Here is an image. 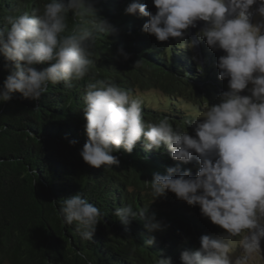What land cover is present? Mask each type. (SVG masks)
<instances>
[{
	"label": "clouds",
	"instance_id": "clouds-1",
	"mask_svg": "<svg viewBox=\"0 0 264 264\" xmlns=\"http://www.w3.org/2000/svg\"><path fill=\"white\" fill-rule=\"evenodd\" d=\"M148 5L131 0L125 15L146 17L142 32L164 43L174 40L192 50L200 42L213 52L222 51L215 67L218 79L227 80V90L197 118L187 122L193 129L177 131L167 117L145 123L142 101L115 82L87 83L82 118L86 142L79 151L91 168L119 166L113 153H131L142 141L146 151L162 146L179 164L195 162L198 170L169 167L153 173V201L171 192L189 206H198L203 218L222 230L202 235L199 248L182 251L181 264H249L264 257V0H152ZM71 14L75 27L67 32ZM7 28H0V55L9 74L0 85V103L14 93L38 102L48 85L84 79L94 66L93 45L100 35L114 36L117 29L99 18L90 0H48L42 11L7 15ZM194 38L186 41L189 29ZM124 60L129 54L118 49ZM37 65H44L37 69ZM202 73V69L199 68ZM38 107V106H37ZM78 143L73 139L70 146ZM149 208V207H148ZM148 208L116 207L113 215L127 226L143 221L149 234L145 246L155 243L154 233L165 229ZM58 213L85 241H91L105 214L78 192L60 200ZM237 249L240 250L236 255ZM83 257V253H80ZM156 264H173L170 257H157Z\"/></svg>",
	"mask_w": 264,
	"mask_h": 264
},
{
	"label": "trees",
	"instance_id": "trees-1",
	"mask_svg": "<svg viewBox=\"0 0 264 264\" xmlns=\"http://www.w3.org/2000/svg\"><path fill=\"white\" fill-rule=\"evenodd\" d=\"M47 2L0 0V28H7V15L39 12ZM90 2L117 34L98 36L89 74L71 86L50 83L38 102L14 93L10 101L0 103V264H156L157 257L181 264L182 251L197 250L202 235L215 236L222 230L203 218L198 206L187 205L171 192L153 201L146 182L153 173L164 174L177 166L181 172L190 169L194 177L198 165L171 160L163 146L146 151L142 141L131 153L123 149L113 153L119 166L86 165L79 156L87 139L82 118L85 87L97 80L115 82L142 101L145 123L167 117L174 129L192 135V127L186 125L198 113L189 105L202 113L227 90V80L218 79L215 67L223 53L204 43L203 60L198 62L193 49H183L174 40L161 43L143 33L147 18L124 14L131 0ZM139 2L155 13L152 0ZM67 24L65 34L76 24L71 14ZM118 49L129 58L114 59ZM6 65L0 55V85L9 74ZM73 139L78 143L70 146ZM77 192L105 214L91 241L83 240L76 224H65L58 213L60 200ZM125 205L149 207L148 213L165 225L154 233V244L145 246L149 234L142 220L125 226L113 215L116 207Z\"/></svg>",
	"mask_w": 264,
	"mask_h": 264
},
{
	"label": "rangeland",
	"instance_id": "rangeland-1",
	"mask_svg": "<svg viewBox=\"0 0 264 264\" xmlns=\"http://www.w3.org/2000/svg\"><path fill=\"white\" fill-rule=\"evenodd\" d=\"M200 26H197V28L199 29L201 26H202V23L200 22L199 23ZM194 35H195V32H190L188 34V38L193 39L194 38ZM204 47V42H200V44L195 47L193 49L194 53H195V56L197 58V61L198 62H201L202 63V60H203V53H202V48ZM261 248L262 250H264V241L261 242ZM240 253V250L237 249V252H236V255H239ZM249 264H264V257H260V256H254L250 261H249Z\"/></svg>",
	"mask_w": 264,
	"mask_h": 264
},
{
	"label": "water",
	"instance_id": "water-1",
	"mask_svg": "<svg viewBox=\"0 0 264 264\" xmlns=\"http://www.w3.org/2000/svg\"><path fill=\"white\" fill-rule=\"evenodd\" d=\"M190 30V32H195V29H189Z\"/></svg>",
	"mask_w": 264,
	"mask_h": 264
}]
</instances>
